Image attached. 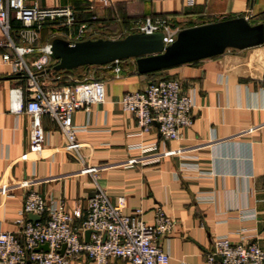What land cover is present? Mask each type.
Returning a JSON list of instances; mask_svg holds the SVG:
<instances>
[{"label": "crops", "instance_id": "crops-1", "mask_svg": "<svg viewBox=\"0 0 264 264\" xmlns=\"http://www.w3.org/2000/svg\"><path fill=\"white\" fill-rule=\"evenodd\" d=\"M33 1L39 7L71 6L73 25L82 32L75 39L74 32L48 20L35 33L31 46L36 50L23 56L27 62L41 56L40 48L53 36L67 34L73 42L117 39L132 21L145 17H168L178 29L236 16L264 26V0H192L190 5L186 0ZM9 23L11 43L25 46L32 30L23 28L13 14ZM0 41L5 43L1 32ZM4 54L12 57L14 52L0 46V184L8 188L0 195V231L16 232L14 220L28 191L60 200L70 212L83 211L97 186L111 202L121 196L124 213L139 207L147 224L158 208L172 218L170 232L156 238L168 254L166 264H204L217 236H226L232 243L255 242L264 251V40L143 74L136 72L133 58L53 71L55 61L49 56L37 72L45 84L53 75L61 78L60 86L82 79L102 82L103 101L71 114L79 145L76 154L59 148L61 136L45 115L39 118L43 144L29 151V117L9 110L11 88H19L23 99L29 96L26 79L12 72L10 63L2 59ZM160 78L178 80L181 90L193 97L190 124L173 140H162L155 123L139 134L133 116L118 104L123 92L141 90ZM23 152L27 153L24 160L20 159ZM82 161L93 168L91 173L82 172ZM22 181L24 187L19 186ZM244 213L252 216L242 217ZM66 264L98 263L77 256ZM104 264L127 263L111 257Z\"/></svg>", "mask_w": 264, "mask_h": 264}, {"label": "built area", "instance_id": "built-area-1", "mask_svg": "<svg viewBox=\"0 0 264 264\" xmlns=\"http://www.w3.org/2000/svg\"><path fill=\"white\" fill-rule=\"evenodd\" d=\"M28 1L30 3H26ZM105 2L102 0L103 4ZM186 4H192V0H186ZM10 14L23 28L32 30L25 46H14L9 39ZM52 19L59 20L60 25H73L71 6L39 7L33 0H0V32L5 41H0V46H9L14 52V56L4 54L2 59L10 63L12 72L24 75L25 90L29 93L23 99L19 88H11L9 110L24 112L29 117V151H36L43 144L44 134L39 118L45 115L55 123L61 136L59 148L76 154L79 145L71 114L102 102L103 87L97 79H82L70 86L52 87L45 84L37 72L50 56L48 44L40 48L43 52L41 56L29 62L24 60L23 56L36 50L31 45L37 30L44 21ZM169 21L168 17H145L132 21L129 27L133 30L131 33L160 32L162 44L167 45L174 40L179 30L172 27ZM61 38L67 40L69 35L63 34ZM76 38L78 36L75 34ZM70 40L67 41L73 43ZM113 71L117 77L119 68L115 66ZM118 104L133 116L139 134L148 132L155 123L162 140H173L178 138L181 128L190 124L193 97L181 90L178 80L160 78L147 82L141 90L123 92ZM165 153L171 152L167 150ZM26 156L27 153L23 152L20 159L24 160ZM82 164V172L93 171L83 161ZM25 185V181L19 183L20 187ZM7 191V186L0 184V195H5ZM123 208L124 199L121 196L111 202L97 186L87 198L83 211L75 208L70 212L64 208L62 201L48 200L36 192L28 191L14 220L16 232L0 231V264H66L77 256H84L98 264H104L111 257L127 264H166L168 254L160 248L156 238L170 232L172 218L158 208L152 222L147 224L141 219L142 210L139 207L129 213H124ZM27 214H34L38 219L29 220L25 217ZM251 216L242 214V217ZM76 220H79L78 224H75ZM87 229L90 233L87 241H84L83 231ZM41 244H46L47 251L35 249ZM61 245L64 247L60 253L58 250ZM263 263L264 251L255 242L232 243L226 236H217L212 250L205 256L204 264Z\"/></svg>", "mask_w": 264, "mask_h": 264}, {"label": "water", "instance_id": "water-1", "mask_svg": "<svg viewBox=\"0 0 264 264\" xmlns=\"http://www.w3.org/2000/svg\"><path fill=\"white\" fill-rule=\"evenodd\" d=\"M264 40L262 23L250 24L247 18L236 16L205 24L181 28L174 40L162 44L160 32H133L117 39H86L69 43L55 36L49 42L53 71L71 70L86 65H103L133 58L137 73L154 72L221 54L227 48L244 49ZM29 220L38 216L27 214ZM90 230L83 231L87 241ZM64 245L58 250L60 253ZM35 249L47 251L46 244Z\"/></svg>", "mask_w": 264, "mask_h": 264}, {"label": "rangeland", "instance_id": "rangeland-1", "mask_svg": "<svg viewBox=\"0 0 264 264\" xmlns=\"http://www.w3.org/2000/svg\"><path fill=\"white\" fill-rule=\"evenodd\" d=\"M52 21H55L54 22V24H55V26L56 27H58V28H64V29H68V31H70L71 32V34H73L72 32H74L75 34L76 33H79L80 35H81V33L80 32H82V31H80V32H77V28L78 27H76L75 25H70V26H67V25H60L59 23V20H57V19H52ZM43 24V23H42ZM38 30H40V29H38ZM133 30H132V28L131 27H127L126 29H124L123 30V32H121V33H119L118 35L119 36H122V35H125V33L126 32H129V33H131ZM74 34V35H75ZM127 34V33H126ZM114 36H117V35H114ZM118 36V37H119ZM53 37H55V36H53ZM52 38V37H51ZM32 45H34V44H32ZM89 65H87V67H88ZM86 66H81V67H77V68H75L74 70H81V69H86L85 68ZM72 70V69H71ZM47 82H46V84H48V82H49V85L50 86H52V87H55V86H60V85H62V82H61V78L60 77H55L54 75H53V79L51 80V79H47L46 80Z\"/></svg>", "mask_w": 264, "mask_h": 264}, {"label": "trees", "instance_id": "trees-1", "mask_svg": "<svg viewBox=\"0 0 264 264\" xmlns=\"http://www.w3.org/2000/svg\"><path fill=\"white\" fill-rule=\"evenodd\" d=\"M72 10H73V9H72ZM73 14H74V11H73ZM45 22H48V20L44 21L43 24H44ZM49 22L54 23L55 21L49 20ZM61 71L67 72V71H69V70H61ZM140 74H143V73H140Z\"/></svg>", "mask_w": 264, "mask_h": 264}]
</instances>
